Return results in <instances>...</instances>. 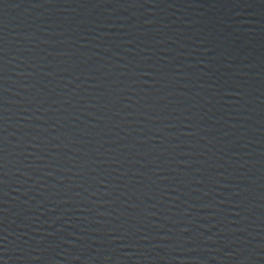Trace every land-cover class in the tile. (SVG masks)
I'll return each mask as SVG.
<instances>
[{
    "label": "water",
    "instance_id": "95a60500",
    "mask_svg": "<svg viewBox=\"0 0 264 264\" xmlns=\"http://www.w3.org/2000/svg\"><path fill=\"white\" fill-rule=\"evenodd\" d=\"M0 264H264V0H0Z\"/></svg>",
    "mask_w": 264,
    "mask_h": 264
}]
</instances>
